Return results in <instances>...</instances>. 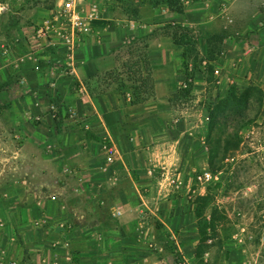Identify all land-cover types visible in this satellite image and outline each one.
<instances>
[{"label":"crops","instance_id":"obj_1","mask_svg":"<svg viewBox=\"0 0 264 264\" xmlns=\"http://www.w3.org/2000/svg\"><path fill=\"white\" fill-rule=\"evenodd\" d=\"M77 1L86 13L96 4L97 15L91 21L94 34L81 42L72 60L60 43L37 40L31 31L63 0L1 3L5 12L18 14L13 31L2 36L16 50L20 40L31 43L33 50H4L15 67L6 73L14 76V83L19 81L16 85L27 84L25 90L9 91L16 90V96L30 92L8 101L30 105L34 111L62 105L69 114L62 119L64 128L57 113L46 114L40 124L44 136L31 137L41 148L44 145L41 153H46L51 177L42 199L29 208L35 234L28 245L30 257L8 262L2 256L0 264H165L167 251L198 246L196 200L206 184L191 175L205 161L199 131L188 127L187 119L174 121L171 101L188 81L196 90L207 82L200 68L182 65L188 58L186 41L174 31L178 24L205 16H220L228 24V6L223 0H184L185 13H177L166 0ZM25 25L30 28L19 30ZM203 40L205 53L207 39ZM146 61L151 70L146 71ZM132 62H137L139 76H152L151 100L133 103L131 86L121 93L117 89L125 85L111 80L98 88L114 73L126 77L124 69ZM236 62L243 66L240 81L264 80L262 45L248 47ZM108 141L119 154L112 165L104 158ZM35 149L37 145L31 147ZM171 253L175 263V252Z\"/></svg>","mask_w":264,"mask_h":264},{"label":"rangeland","instance_id":"obj_2","mask_svg":"<svg viewBox=\"0 0 264 264\" xmlns=\"http://www.w3.org/2000/svg\"><path fill=\"white\" fill-rule=\"evenodd\" d=\"M4 1L0 0V254L9 262L18 256L30 257L28 245L35 234L29 208L42 199L51 177L45 167L46 153H41L44 145L41 148L31 137L35 133L44 136L40 124L52 111L64 128L62 119L69 110L60 105L59 109L42 106L34 111L35 107L13 102L30 92L16 96V90L9 91L11 87L25 90L27 84L16 85L19 81L14 83V76L10 78L6 73L15 67L4 50H12L13 54L33 50L31 43L21 40L17 42L20 49L16 50L11 40L2 36L13 31L18 21L14 10L6 13L1 8ZM185 1L192 4L198 0ZM185 1L174 2L177 13H185ZM223 1L228 6V24H223L220 16L213 20L205 16L192 24H178L174 31L186 41L188 58H183L182 65L200 68L207 82L196 90L188 81L172 97L174 121L187 119L188 127L199 131L205 161L191 173L192 177L196 180V174L209 171L214 178L205 184L196 200L201 231L198 246L187 251H167V264H264V80L240 81L244 77L240 75L243 66L236 62L248 47H264V0ZM29 28L25 25L19 30ZM204 38L206 52L202 53ZM29 63L32 65L31 60ZM150 68L146 65V71ZM137 69V62L127 63L126 77L121 72L114 73L100 81L98 88L105 87L104 80H111L125 85L117 89L122 93L146 79L147 89L138 97L151 100L154 92L149 88L153 78L150 74L139 76ZM33 145L37 149L31 151ZM171 252H175V263Z\"/></svg>","mask_w":264,"mask_h":264},{"label":"built area","instance_id":"obj_3","mask_svg":"<svg viewBox=\"0 0 264 264\" xmlns=\"http://www.w3.org/2000/svg\"><path fill=\"white\" fill-rule=\"evenodd\" d=\"M97 15V5L93 4L90 12H84L81 3L77 0H63V3L52 10L46 21L31 26L33 38L50 40L60 43L64 47L70 60L74 58L81 42L94 34L91 25L92 19ZM216 75L219 69H216ZM104 158L107 165H112L119 158L118 151L112 141L104 144ZM198 181L210 182L214 177L209 171H202L196 174ZM264 240V232L263 237ZM0 263L4 258L0 254Z\"/></svg>","mask_w":264,"mask_h":264},{"label":"trees","instance_id":"obj_4","mask_svg":"<svg viewBox=\"0 0 264 264\" xmlns=\"http://www.w3.org/2000/svg\"><path fill=\"white\" fill-rule=\"evenodd\" d=\"M166 1L168 2L169 6H170L172 9H175V10L177 9L176 5L174 4V2H176V0H166ZM146 65H149L148 61H146ZM147 75H148V77H149V74H147ZM150 79H151V78H150ZM138 83H139L140 85H138V86L134 85V87H131V89L133 90L132 93H133L134 98H135L134 100H132L133 103L142 102V101L146 100V98H139V97H138L139 94H140L141 92L146 91V89H147V88L145 89V86H146V79L139 80ZM149 90H150L152 93L154 92V84H153V82L151 83ZM125 94H126V93H125ZM94 138H95L96 140H100V138L97 137V136H95ZM199 232L201 233L200 229H199Z\"/></svg>","mask_w":264,"mask_h":264}]
</instances>
